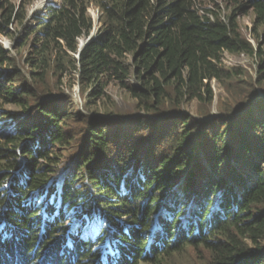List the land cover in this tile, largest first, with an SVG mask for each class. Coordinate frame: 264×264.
Masks as SVG:
<instances>
[{"label":"trees","instance_id":"16d2710c","mask_svg":"<svg viewBox=\"0 0 264 264\" xmlns=\"http://www.w3.org/2000/svg\"><path fill=\"white\" fill-rule=\"evenodd\" d=\"M241 1L253 4L256 28L264 29V0ZM90 5L99 10L101 28L78 53L80 38L90 36L95 27ZM27 6L25 0L20 6L0 0V34L8 35L16 22L24 24ZM216 7L201 5L200 0H59L37 16L36 26L28 27L36 40L28 63L38 88L19 78V69L8 68L0 71V96L28 108L30 97L39 101L44 92L41 80L55 64L60 76L77 70L83 86L118 80L138 108L159 113L155 117L160 119L165 113L178 120L180 106L187 101L212 99L213 80L226 83L236 77L222 64L225 51L261 57L264 73L259 38L256 47L242 36L236 14L241 8H229L222 16ZM5 63L13 65L15 60L0 44V64ZM15 76L24 81L20 87L11 86ZM131 78L138 85L128 83ZM248 102L249 98L238 106ZM36 112L42 119L24 124L25 117L16 114L8 128H0V264H103L98 245L109 235L118 240L120 253L108 255L106 264H164L186 246L197 248L201 256L203 247L208 264H264V114H249L231 127L229 139L235 145L227 144L222 134L229 133L230 126H214L215 145L206 152L216 172L223 171L225 160L220 158L239 156L252 174L233 172L232 178L217 183L209 175L203 184L197 175L202 165L185 174L197 162L198 157L189 158L193 150L187 153L197 130L180 125L168 135L169 151L176 156L160 153L131 168L117 167L108 157L102 159L110 141L99 131L97 117L92 122L86 117L91 129L85 140L88 152L81 157L86 173L75 172L73 166L58 175L51 146L71 143L60 128L62 113L42 102ZM201 134L196 145L209 140L207 133ZM115 136L128 137L118 131ZM181 178L187 180L184 199L180 194L171 197ZM60 179V202L51 204ZM167 194L161 205L160 197ZM159 206L166 213L153 220ZM94 212L104 220L97 241L81 237L84 214L92 217ZM154 224L157 236L151 239ZM41 243L48 257L38 261L44 255L37 250Z\"/></svg>","mask_w":264,"mask_h":264},{"label":"rangeland","instance_id":"374dc122","mask_svg":"<svg viewBox=\"0 0 264 264\" xmlns=\"http://www.w3.org/2000/svg\"><path fill=\"white\" fill-rule=\"evenodd\" d=\"M12 1L20 6L24 0ZM25 1L28 2V6L24 24L16 22L6 31L8 35L0 34V44L10 51V56L15 60V64L13 63V65L0 64V71H6L8 68H17L22 72V76L19 78L28 79V83L38 88L37 81L33 78L30 72L31 67L28 63V60L34 56V44L36 41L34 40V34H30L28 27L36 26L37 16L46 12V6L56 4L59 0H45L41 8H36L35 6L42 0ZM200 3L214 10H218L216 7L218 6L222 16L229 12V8L233 12L234 6H239L241 10L237 11L236 14L239 16L238 20L242 36L256 47V38H259L262 50L264 49V29L263 27L256 28V15L252 8V3V7L248 2L241 0H238L236 5H234L233 0H200ZM88 12L95 23L92 32L95 36L101 28V23L99 22L100 13L98 8L93 5L89 6ZM260 59L261 57L257 55L251 56L246 52L236 54L225 51L222 64L226 69L234 71L236 77L228 82L225 81L226 83L213 80L212 88L214 95L212 99L206 101H198L196 99L187 101L180 106L181 109L179 111L181 112L177 114L178 120L167 116L172 114L166 115L165 113H163L162 119H160L155 117L159 113H148L138 108L137 101L131 97L118 80L103 79L99 85L84 84L83 86L77 70H68L65 75L60 76V73H57L55 70L56 65L53 64L48 76L44 80H41L44 84L42 87L44 92H38L42 93L38 102L33 99L35 97H30L28 108H23L21 104L7 102L3 96H0V128L6 124H8L6 126L8 128L9 123H13V116L16 114H21V116L25 117L24 124H26L27 120L42 119L36 115L39 102H42L49 108L57 109L58 112L62 113L60 128L71 140V143L66 145L65 148L60 147V144L51 146L53 154L56 155V162L53 166L57 169L56 174L59 175L62 171L73 166L75 167V172L80 170V172L86 173L88 170L81 160V157L88 152L85 150V140L89 139L91 131L86 117L91 118V122L94 121V118H99V120L97 119L98 129L99 131H104L103 134L107 137L108 142L110 141V149L106 151L108 155L103 153L101 155L102 159L108 157L107 161L109 163L116 164L117 167L127 168H131L134 163L142 158L146 159V156L155 158V155L160 153L164 156H176L171 150L169 151L171 140L167 139V137L169 134L174 133L181 125V129L188 127L191 130H197L192 137L195 141L191 142L190 148L187 149L188 154L193 150V154L189 158L198 157L197 162L185 174L187 176L191 175L202 165V172L197 173L198 181H202L205 184L210 179V175L214 183L218 181L222 182L223 179L232 178L233 172L244 175L247 172L252 174L249 165L247 163L244 164L243 159L239 156H228L224 157L225 159L220 158V162L225 160L223 171L216 172L213 170L211 162L207 161L206 152L209 148L213 149L212 147L215 145V141H212L214 138V126L223 127L226 124L230 126L229 133L223 130L222 134H224L227 144L235 145L236 143L229 139L233 135L232 131H230L231 127L249 114L252 118H259L264 114V73L260 72L263 70V66L260 65ZM19 78L15 76L11 86L20 87L24 81H19ZM128 83L138 85L137 80H134V78H131ZM248 98V103L238 106ZM249 103L250 105H248ZM164 117L167 118L164 119ZM182 119L185 123H182ZM15 122L18 124L17 120ZM115 131H118L120 136L126 134L128 137H116ZM202 131L209 135V140H200L201 144L196 145L195 138H199V135H202ZM115 140L125 141L117 143ZM100 154L98 153V158ZM23 165L25 163L22 162L20 166ZM82 179H85V182L87 181L86 177H81L79 180L81 181ZM186 183V178H181L170 191L171 197L180 194L178 196L179 199H184ZM157 194L160 196L161 191ZM169 194L160 197L159 202L161 205L163 199ZM160 212L166 213L159 206L153 220L159 216ZM3 223H6V221H3ZM157 228L158 224H154L151 227V239L157 236L155 233V229ZM96 229L97 223L92 221L90 224L91 232L94 233ZM43 245L41 243V247L40 245L37 247L38 251H44V255L38 261L44 259V256L48 257L46 253L47 249ZM107 245L108 243L105 245V248ZM200 250L202 256L197 248L186 246L181 254L169 257L164 261V264H208L207 258L209 254L203 247ZM110 251L113 254V249ZM141 264L147 263L141 262Z\"/></svg>","mask_w":264,"mask_h":264},{"label":"clouds","instance_id":"9594fccd","mask_svg":"<svg viewBox=\"0 0 264 264\" xmlns=\"http://www.w3.org/2000/svg\"><path fill=\"white\" fill-rule=\"evenodd\" d=\"M39 15H41V14H39ZM90 36H92L91 39H90V41H91L92 38L95 37L94 33H91ZM90 36L82 38V39H84L83 41H86ZM80 40H79V50H80V43H81ZM86 45H87V43L83 47H85ZM79 50H78V53L81 51V50L80 51ZM14 123L16 124V122H14ZM62 189H63V179H60L59 181H57L56 190H55V192L52 194V196L50 198V203L51 204L55 202V199H58L59 202H60ZM56 195H57V197H56ZM83 219H84V226H83L84 230L82 231L81 237H83L86 240L91 239L92 241H97V239H98L97 235L99 233H101L102 230L104 229V220H102L101 215L98 212H94L92 214V217H90L89 214L85 213L84 216H83ZM92 221H95L97 223V229H96V231L94 233L91 232V230H90V224L92 223ZM68 239L70 240V237H68ZM107 243H108V245L105 248V245ZM117 244H118V240H113L110 235L104 242L99 243L98 246H99V249L101 250V254H102L101 261L103 262V264H106L108 255L116 256V255H118L120 253V250H119V247H118ZM104 248H105V250H104ZM111 249H113V251H114L113 254L110 251Z\"/></svg>","mask_w":264,"mask_h":264},{"label":"water","instance_id":"95a60500","mask_svg":"<svg viewBox=\"0 0 264 264\" xmlns=\"http://www.w3.org/2000/svg\"><path fill=\"white\" fill-rule=\"evenodd\" d=\"M91 37H92V36H90L86 41H82V42L80 43V50L83 48V46H84L86 43H89ZM80 50H79V51H80Z\"/></svg>","mask_w":264,"mask_h":264},{"label":"bare ground","instance_id":"6f19581e","mask_svg":"<svg viewBox=\"0 0 264 264\" xmlns=\"http://www.w3.org/2000/svg\"><path fill=\"white\" fill-rule=\"evenodd\" d=\"M44 2H45V0H42V1H40V2H38L37 4H36V8H41V7H43V4H44ZM83 40H81V42H82Z\"/></svg>","mask_w":264,"mask_h":264}]
</instances>
